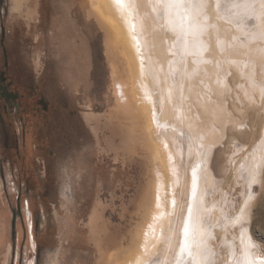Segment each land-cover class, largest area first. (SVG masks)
Returning <instances> with one entry per match:
<instances>
[{"label":"rangeland","instance_id":"1","mask_svg":"<svg viewBox=\"0 0 264 264\" xmlns=\"http://www.w3.org/2000/svg\"><path fill=\"white\" fill-rule=\"evenodd\" d=\"M132 1L126 2L130 11L133 10ZM261 1L264 5V0ZM15 3L5 0L0 8V18L7 29L5 45L10 64H21L24 69H29L31 59L40 56L45 63L44 81L51 90L52 109L47 118H54L49 126H53L55 132L51 134L50 149L46 153V195L43 204L41 200L34 201L37 207H47L48 214L55 219L54 229L39 237L37 247L24 239L22 226L15 227V250L19 259L14 264H37L39 254L44 256L42 263L39 259V264H131L134 258L140 257L134 255L140 252L143 239L155 227L158 207L162 208L156 191L160 192L162 186L159 185L161 173L168 174L166 180L171 179L168 159L163 156L165 146L161 143L160 149L153 136L152 106L145 89L150 85L149 80L142 79L146 77L142 73L143 82H140L144 83V89L135 81L137 72L130 65L132 62L129 63L123 35L114 18L105 15L102 0H20L14 8ZM130 17L135 18L134 15ZM239 20L246 21L244 18ZM250 20L254 27L249 26L252 30L249 34L254 32L259 19L257 22ZM26 21L30 24L27 27L23 23ZM139 51L142 52L140 69L151 67L148 58L142 59L143 51L140 48ZM238 72L229 71L227 80L231 89L224 98L241 126L227 124L223 140L213 150L210 166L217 178V186L211 197L220 200L225 195L233 206L229 213L234 216L241 209L244 195L253 193L251 211L243 226H248L256 246L251 250L264 258V171L260 173L259 183L249 187L236 175L235 168L242 165L248 154L251 156L264 137V67L256 68L255 81L259 89L254 88L251 96L246 94L250 90V81ZM92 79L94 96L87 89ZM39 84L43 88V80ZM77 84L84 86L85 94L80 97L73 89ZM58 86H64L69 93L68 108L73 109L74 101L80 99L83 105L80 108L89 111L98 138L93 146L94 133L83 119L77 118L76 114L70 115L59 106L53 94ZM156 109L160 114V108ZM147 117L151 120L150 128ZM107 157L110 162L106 161ZM94 161L98 162L100 170L95 181L90 173ZM7 164L6 160L5 175L9 168ZM124 166L126 170L128 168L132 185L126 184L128 177L123 174ZM177 168L182 174V167L178 164ZM106 169L122 170V173L116 171L110 187L106 183L111 177L102 173ZM179 183L174 194L176 208L170 222L165 220L166 225L175 224L180 216L178 200L187 196L188 187L182 179ZM12 187L8 182L4 186L0 179V264H10L11 260V206L16 198L7 192ZM167 229L163 234L168 232ZM230 230L235 235L239 233L237 226ZM227 236L231 237L229 233ZM215 237L212 245L219 253L213 262L225 264L228 252L220 245L221 235L217 233ZM235 243L240 250L239 242L235 240ZM166 247V241L158 238L148 252L159 256L166 252ZM169 249L171 253L172 248Z\"/></svg>","mask_w":264,"mask_h":264},{"label":"bare ground","instance_id":"2","mask_svg":"<svg viewBox=\"0 0 264 264\" xmlns=\"http://www.w3.org/2000/svg\"><path fill=\"white\" fill-rule=\"evenodd\" d=\"M259 1L205 0V7L194 19L190 10L183 7L173 8L168 16H163L157 0H133L132 11L127 7V0L123 5L116 3V0H102L105 15L114 18L117 29L123 35L129 63L132 62L130 65L137 72L135 81L141 83L144 89L142 79L149 80L150 85L145 89L153 112L154 127L151 128L155 135H152L160 149L161 143L165 146L163 156L168 159L171 176L166 180L168 174L164 176L161 173L163 192L160 189L158 200L162 208L158 207L155 227L143 239L140 252L134 255L140 257L134 258L131 264H151L152 257H158L160 264H187L186 258L180 257L179 250L189 204L199 209L203 220L200 231L203 233L202 247L207 250V259L198 257L199 264H214L219 251L214 249L212 241L216 240L217 233L221 235L220 245L228 252L225 264H264V258L251 250L255 245L245 247L249 242L253 244L248 226L232 223L240 211L234 216L229 213L233 206L225 195L220 200L211 197L217 186V178L210 166L213 150L223 140L226 125L233 123L235 127L241 126L225 103L224 95L231 89L227 80L229 71H239L250 81L248 96H251L254 88L259 87L255 81L256 68L264 67V5L263 1ZM241 7L244 9L241 10ZM131 15L135 18H131ZM245 16L254 18V22L259 19L258 27L250 34L252 20L244 21L246 24L239 20ZM194 32L196 35H193ZM139 48L144 54L142 59L148 58L151 67L140 69ZM155 105L160 108V114ZM148 111L145 110L146 116ZM147 120L150 128L151 120L149 117ZM250 154L244 158L242 165L235 167L236 175L242 177L246 184L249 180L246 170L264 161V137ZM178 164L182 167V174L178 171ZM197 165V198L194 201L191 169ZM182 175L184 178H181ZM181 179L188 187L187 196L184 200H178L180 216L174 225L168 224L167 229L168 225L164 222H170L176 208L172 201L175 200L176 204L174 194ZM259 179L260 174L257 176ZM252 194L244 195L241 208L245 207V201H249ZM251 201L246 206V220L251 211ZM234 226L239 232L236 235L230 230ZM166 229L168 232L163 234ZM228 233L231 237L227 236ZM158 238L167 243L166 252L159 256L148 252ZM235 240L239 242L240 250Z\"/></svg>","mask_w":264,"mask_h":264},{"label":"flooded vegetation","instance_id":"3","mask_svg":"<svg viewBox=\"0 0 264 264\" xmlns=\"http://www.w3.org/2000/svg\"><path fill=\"white\" fill-rule=\"evenodd\" d=\"M4 1L0 0V8ZM14 1L16 2L14 8H16V4L20 0ZM3 23L2 21L0 23V179L4 186L7 182L13 186L7 193L16 198L15 203L11 206L13 244L10 264H14L19 259L15 250L16 226H22L24 239L35 247H37L41 235L46 236L54 229L53 220L55 217L48 214L47 207L42 205L37 207L34 200H41L43 204V196L46 195V153L50 149L51 134L55 132L53 130L55 128L49 126V122L54 118H47L52 107L50 106L51 90H48L47 83L44 81L46 78L45 63L40 56H34L29 69H24L21 64L11 65L5 45L7 29ZM23 23L25 27L30 25L27 21ZM42 80L43 88L40 84L38 85V82ZM89 84L87 89L94 96V79H92L93 85ZM83 88V84L73 87L75 94L79 97L81 94H85ZM56 90L53 94L63 111L69 112L70 115L76 114L77 118L83 119L90 132L94 133L93 146L98 138L95 128L90 122L89 111L80 108L83 107L80 99L74 101L75 108H68V91L64 89V86H58ZM6 160L9 168L5 175L3 167ZM106 161L110 162L108 157ZM123 168V174H127L128 177L126 184L132 185L133 180H129L128 168L127 170L126 166ZM116 171L122 173V170L118 169H106L105 172H102L103 174L108 173V178L111 177L108 181L106 180L108 187L112 186L117 175ZM90 173L93 181L97 180L96 176L100 174L97 161L92 164ZM122 183L125 184L124 180ZM159 185L157 189H159ZM156 191L159 193L158 190ZM43 258L44 256L41 257L39 254L40 263Z\"/></svg>","mask_w":264,"mask_h":264},{"label":"snow or ice","instance_id":"4","mask_svg":"<svg viewBox=\"0 0 264 264\" xmlns=\"http://www.w3.org/2000/svg\"><path fill=\"white\" fill-rule=\"evenodd\" d=\"M124 0H116V3L123 5ZM157 6L160 8L163 16H168L173 8L183 7L193 14V18L199 15L200 10L205 7V0H157ZM245 20L250 19V17L245 16ZM254 19V18H252ZM193 35H196L194 32ZM193 167L191 169L192 176V199L195 201L197 198V168ZM249 176L248 186L259 183L257 176L264 171V161L259 164L254 165L251 169L246 170ZM252 199L249 196V201ZM249 201H245V207L240 209V215L235 217L232 221L233 225L236 223L243 224L246 220V206ZM175 205V200L172 201ZM203 220L199 214V209H194L192 204L187 206V220L184 222L183 226V242L180 244L179 255L182 258H186L187 264H199L198 257L207 259V250L202 247V237L203 233L200 231V225ZM243 236V233H242ZM243 242V241H242ZM254 245L252 243H247L246 248H251ZM37 264H39V259H37ZM151 264H160L158 257L153 258Z\"/></svg>","mask_w":264,"mask_h":264}]
</instances>
